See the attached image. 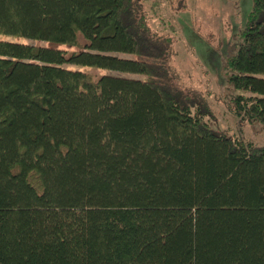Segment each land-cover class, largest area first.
Returning <instances> with one entry per match:
<instances>
[{
  "label": "trees",
  "instance_id": "16d2710c",
  "mask_svg": "<svg viewBox=\"0 0 264 264\" xmlns=\"http://www.w3.org/2000/svg\"><path fill=\"white\" fill-rule=\"evenodd\" d=\"M0 35L45 43L0 39V264H264V144L209 127L139 0H0ZM239 36L231 112L264 130V0Z\"/></svg>",
  "mask_w": 264,
  "mask_h": 264
},
{
  "label": "rangeland",
  "instance_id": "374dc122",
  "mask_svg": "<svg viewBox=\"0 0 264 264\" xmlns=\"http://www.w3.org/2000/svg\"><path fill=\"white\" fill-rule=\"evenodd\" d=\"M146 23L159 34L173 40L168 64L169 80L180 91L201 95L208 109L204 117L211 129L243 142L264 144V130L260 124H247L231 112V95L227 89L224 64L240 42V32L248 20L252 0H139ZM157 2V5H155ZM0 39L44 45L21 38L0 35ZM79 46L58 45L68 52L85 43L78 37ZM122 57L129 55L119 54ZM94 78L113 74L143 78L95 68H83ZM249 95L248 93H245Z\"/></svg>",
  "mask_w": 264,
  "mask_h": 264
}]
</instances>
